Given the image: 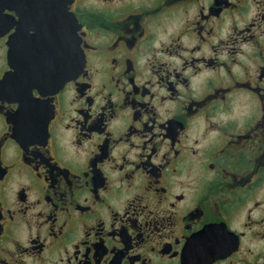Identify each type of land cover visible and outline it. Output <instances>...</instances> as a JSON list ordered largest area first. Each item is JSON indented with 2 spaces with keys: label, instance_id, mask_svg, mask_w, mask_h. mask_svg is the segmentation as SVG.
<instances>
[{
  "label": "flooded vegetation",
  "instance_id": "1",
  "mask_svg": "<svg viewBox=\"0 0 264 264\" xmlns=\"http://www.w3.org/2000/svg\"><path fill=\"white\" fill-rule=\"evenodd\" d=\"M0 264H264V0H0Z\"/></svg>",
  "mask_w": 264,
  "mask_h": 264
},
{
  "label": "water",
  "instance_id": "2",
  "mask_svg": "<svg viewBox=\"0 0 264 264\" xmlns=\"http://www.w3.org/2000/svg\"><path fill=\"white\" fill-rule=\"evenodd\" d=\"M9 79V78H8ZM7 82H8V80H7ZM10 82V81H9Z\"/></svg>",
  "mask_w": 264,
  "mask_h": 264
}]
</instances>
